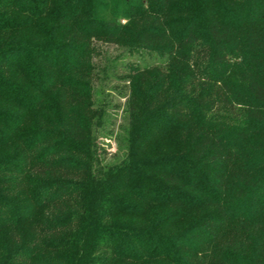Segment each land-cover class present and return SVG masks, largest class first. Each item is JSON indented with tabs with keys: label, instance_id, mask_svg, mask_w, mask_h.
<instances>
[{
	"label": "trees",
	"instance_id": "16d2710c",
	"mask_svg": "<svg viewBox=\"0 0 264 264\" xmlns=\"http://www.w3.org/2000/svg\"><path fill=\"white\" fill-rule=\"evenodd\" d=\"M97 41L164 59L108 168ZM0 264H264V0H0Z\"/></svg>",
	"mask_w": 264,
	"mask_h": 264
},
{
	"label": "rangeland",
	"instance_id": "374dc122",
	"mask_svg": "<svg viewBox=\"0 0 264 264\" xmlns=\"http://www.w3.org/2000/svg\"><path fill=\"white\" fill-rule=\"evenodd\" d=\"M100 55L95 57L98 78L95 81V100L106 111L103 124L97 128L100 165L108 168L126 157V128L128 114L126 102L129 84L125 79L130 65L141 67L162 65L164 59L157 54L142 50L132 53L129 48L116 43L96 42Z\"/></svg>",
	"mask_w": 264,
	"mask_h": 264
}]
</instances>
